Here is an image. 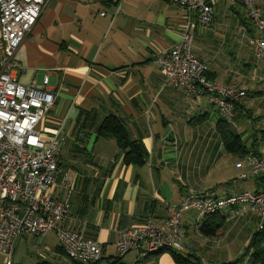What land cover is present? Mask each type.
Instances as JSON below:
<instances>
[{
	"label": "crops",
	"instance_id": "1",
	"mask_svg": "<svg viewBox=\"0 0 264 264\" xmlns=\"http://www.w3.org/2000/svg\"><path fill=\"white\" fill-rule=\"evenodd\" d=\"M259 6L264 17V0ZM116 9L104 0H50L15 52L12 74L25 86L48 77L54 99L41 122V140L57 135L60 141L58 174L49 194L68 203L62 226L83 227L101 245L96 264H178L169 251L142 259L130 251L118 258L115 243L122 231L142 226L149 217L162 224L167 206L190 192L227 196L264 189V176L250 172L247 153L227 152L218 129L223 126L264 160V60L254 56L252 44L259 33L241 6L227 2L217 5L211 26L193 22V53L207 64V79L246 92L226 122L204 95L165 84L154 59L180 40L182 11L159 0L157 12L118 20L121 8L115 15ZM109 115L120 119L131 141L140 142L143 164L126 163L116 139L98 135ZM240 174L246 178L238 180ZM242 212L224 210L219 219L224 224ZM195 215L189 211L182 218L181 255L191 254L193 261L200 250L196 244L202 246L194 235L200 233ZM206 260L225 264L213 256ZM13 264L75 263L49 232L42 240L17 239Z\"/></svg>",
	"mask_w": 264,
	"mask_h": 264
},
{
	"label": "built area",
	"instance_id": "2",
	"mask_svg": "<svg viewBox=\"0 0 264 264\" xmlns=\"http://www.w3.org/2000/svg\"><path fill=\"white\" fill-rule=\"evenodd\" d=\"M50 0H0V252L4 264H13L15 243L22 236L42 240L53 232L59 246L72 263L92 264L102 258V247L86 236L84 228L62 226L69 215L66 202L54 200L49 190L58 174L56 152L58 136L43 142L41 122L53 106L48 77L40 85H22L13 76L12 58L26 35L36 24ZM116 5L115 15L124 0H104ZM184 15L182 35L167 52L155 56L165 84L182 87L187 92L204 95L231 122L236 104L246 92L235 87L215 85L207 79L208 66L193 53V22L208 25L221 2L241 6L246 19L259 37L252 39L254 56L264 60V17L261 0H164ZM102 17L104 12L100 14ZM253 175L264 176V160L254 155L245 157ZM241 164H237L239 168ZM246 178L240 174L238 180ZM242 209L259 218L258 230L264 224V189L218 196L212 190L190 192L177 204H169L166 218L156 224L151 217L142 226L120 233L115 243L117 257L130 251L139 259L158 251L184 252L182 244L183 215L189 211L201 217L213 216L224 210ZM250 257V256H249ZM197 258V257H196ZM250 258L236 264H249ZM199 264H212L197 258Z\"/></svg>",
	"mask_w": 264,
	"mask_h": 264
},
{
	"label": "rangeland",
	"instance_id": "3",
	"mask_svg": "<svg viewBox=\"0 0 264 264\" xmlns=\"http://www.w3.org/2000/svg\"><path fill=\"white\" fill-rule=\"evenodd\" d=\"M158 3L159 0H124L118 20H121L120 18L127 20L132 15L143 16L145 12H148L149 14L152 12H157ZM212 23L213 22L203 26L209 27ZM222 48V50L226 52L230 49L228 45H225ZM242 214H240L239 217L234 216L231 219L226 220L218 236L205 237L200 233H195L194 235H196L197 238H200L202 242V246L196 244L198 247H200V250H198V254H196L195 257L208 259L209 257L213 256L215 257L216 261L225 262V264L231 263L237 258H250L249 254L245 253V249L251 239V235L258 229L259 224L257 225V222H259V218L255 213L250 211L242 212ZM196 216L197 214L195 217ZM195 220L197 223L196 229L198 230V228L202 225L204 218L199 217ZM191 234L193 235V232H191ZM184 240L185 239H183V241ZM187 241L191 242V239H187ZM1 259L2 256L0 255V261ZM20 259V261H23L22 258ZM39 261L42 262L41 259H39Z\"/></svg>",
	"mask_w": 264,
	"mask_h": 264
},
{
	"label": "trees",
	"instance_id": "4",
	"mask_svg": "<svg viewBox=\"0 0 264 264\" xmlns=\"http://www.w3.org/2000/svg\"><path fill=\"white\" fill-rule=\"evenodd\" d=\"M207 76V75H206ZM219 132L222 136V140L224 143V147L227 152L229 153H238L241 152L243 154L247 155H254L256 157H259L257 154L253 153V151L247 152L244 147L240 143L239 137H229L227 130L220 126ZM99 136H112L116 139L119 147L125 152V162H134L136 164H143L144 163V155L145 152L138 141H131L126 133V130L124 129L121 121L119 118H117L114 115H109L106 118H104L99 130H98ZM246 155V156H247ZM214 192V191H213ZM223 212V211H222ZM221 214H215L213 216H207V217H201L204 218L202 225L200 226V234L205 237H214L216 236L217 231L222 227L224 218L219 219V215ZM162 251H158L153 254L162 253ZM172 256L176 263L178 264H199L197 262V258L194 257V261L190 260L189 256L185 258L183 255H181L182 252H173ZM245 253L249 254L250 256V263L249 264H264V224L262 229L256 230L246 249ZM242 258H238L236 261H233L228 264H236L240 262ZM79 264V263H75ZM96 264V263H92ZM116 264V263H113Z\"/></svg>",
	"mask_w": 264,
	"mask_h": 264
}]
</instances>
